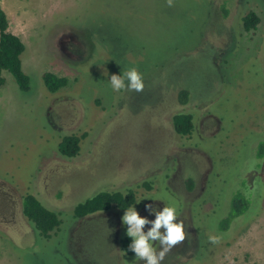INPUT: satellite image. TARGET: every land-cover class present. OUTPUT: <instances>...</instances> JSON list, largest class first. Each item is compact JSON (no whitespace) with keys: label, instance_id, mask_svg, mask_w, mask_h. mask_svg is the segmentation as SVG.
<instances>
[{"label":"rangeland","instance_id":"374dc122","mask_svg":"<svg viewBox=\"0 0 264 264\" xmlns=\"http://www.w3.org/2000/svg\"><path fill=\"white\" fill-rule=\"evenodd\" d=\"M0 9L28 78L21 92L0 73V264H144L121 249L125 211L71 216L99 192L127 190L141 217L155 219L149 203L177 209L187 238L162 264H264V0H0ZM248 12L258 23L245 32ZM132 68L144 90L113 91L110 77ZM43 72L66 85L48 93ZM176 113L191 115L189 137L173 132ZM66 135L79 138L73 158L57 152ZM24 194L56 213L49 239L21 215ZM233 196L247 208L222 230Z\"/></svg>","mask_w":264,"mask_h":264},{"label":"trees","instance_id":"16d2710c","mask_svg":"<svg viewBox=\"0 0 264 264\" xmlns=\"http://www.w3.org/2000/svg\"><path fill=\"white\" fill-rule=\"evenodd\" d=\"M222 8V7H221ZM223 9V8H222ZM225 13V11H223ZM242 29L249 32L255 29L258 18L253 12H248L241 18ZM8 23L4 12L0 9V73L6 71L14 80L17 88L21 92L28 90V78L20 68L19 56L24 50L20 39L7 31ZM45 90L50 93H56L66 85V79L57 77L50 72H43L40 76ZM3 85V78L0 76V87ZM188 100V92L180 90L177 92V101L184 105ZM173 132L180 137H189L192 133L193 123L189 114L176 113L171 119ZM79 138L74 135H66L61 138L57 144V152L64 158H73L77 155L79 147ZM145 189L148 186L144 183ZM192 188V181L186 180V189ZM134 203V193L127 190L99 192L90 198L76 204L71 211L74 219H81L97 212H104L110 208L118 211H126ZM247 208L245 199L233 196L230 200V211L220 222V229L225 230L228 222L241 215ZM21 214L29 222L37 235L45 240L50 238V234L57 231L60 221L56 213L46 209L33 195L24 194L21 196ZM131 243L129 237H123L120 240V246L123 253L127 256L135 255L128 250Z\"/></svg>","mask_w":264,"mask_h":264},{"label":"clouds","instance_id":"9594fccd","mask_svg":"<svg viewBox=\"0 0 264 264\" xmlns=\"http://www.w3.org/2000/svg\"><path fill=\"white\" fill-rule=\"evenodd\" d=\"M168 7H172L174 0H165ZM113 91L125 90L140 93L144 90L142 75L136 68L125 71L122 75H112L109 80ZM145 211L154 215V220L141 217L139 212L130 206L122 216V224L127 226L126 235L131 239L128 250L135 254V261L144 264H162L171 250L182 244L187 233L182 221L177 220L175 206H164L157 210L153 204H145ZM147 226V231L145 228ZM211 244L219 243L218 236H209ZM159 244V250L154 246Z\"/></svg>","mask_w":264,"mask_h":264},{"label":"flooded vegetation","instance_id":"af4514ba","mask_svg":"<svg viewBox=\"0 0 264 264\" xmlns=\"http://www.w3.org/2000/svg\"><path fill=\"white\" fill-rule=\"evenodd\" d=\"M19 207H20V209H21V199H20V202H19ZM22 215V214H21Z\"/></svg>","mask_w":264,"mask_h":264}]
</instances>
